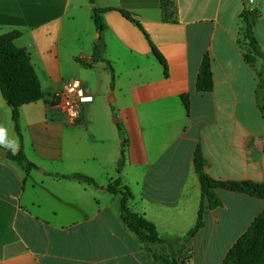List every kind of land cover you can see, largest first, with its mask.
<instances>
[{
  "label": "crops",
  "instance_id": "crops-1",
  "mask_svg": "<svg viewBox=\"0 0 264 264\" xmlns=\"http://www.w3.org/2000/svg\"><path fill=\"white\" fill-rule=\"evenodd\" d=\"M175 8L168 21L161 0H0V35L22 33L16 45L45 95L21 108V143L0 90V124L18 138L16 153L37 166L26 172L2 147L0 264H162L156 244L131 230L121 195L107 187L121 181L133 194L129 207L161 238H184L202 201L198 147L210 177L264 183V0H175ZM95 9H110L102 34ZM246 12H256L261 55L245 35ZM101 36L104 61L94 63ZM207 53L214 89L200 92ZM72 81L94 96L77 125L51 103ZM76 173L97 185L56 176ZM218 195L224 206L207 211L206 227L186 244L185 264H222L264 211V200Z\"/></svg>",
  "mask_w": 264,
  "mask_h": 264
},
{
  "label": "trees",
  "instance_id": "trees-1",
  "mask_svg": "<svg viewBox=\"0 0 264 264\" xmlns=\"http://www.w3.org/2000/svg\"><path fill=\"white\" fill-rule=\"evenodd\" d=\"M92 1V0H91ZM161 7L166 20H173L176 14L175 0H161ZM110 9H95L94 21L102 34L106 28L103 14ZM124 15L133 21L137 26L140 23L128 13ZM246 32L245 35L250 41L254 51L261 55L257 45L258 42L253 35V27L257 20L256 12H246ZM22 36L20 31H13L0 35V90L6 103L12 108V118L16 132L23 142L21 131V108L25 105L33 104L45 98L38 75L30 61L28 53L16 45V40ZM105 50L104 39L101 36L95 46L94 63L104 61ZM154 55L167 70L163 57L158 50L152 46ZM264 57V55H263ZM197 89L200 92H210L214 89V78L212 73V60L209 53L205 54L197 79ZM183 103L190 114V101L188 96H183ZM125 146V142H124ZM9 159L17 162L26 172L36 169L37 166L30 162L23 151L13 154L9 153ZM125 164V151L122 150V158L119 162V169ZM207 161L201 147L195 153V168L202 185V201L198 212V217L194 227L184 238L163 239L159 236L154 223L148 221L142 215L134 212L129 207V202L133 198L131 190L124 186L121 181H116L109 185L107 190L114 195H121V206L125 221L131 230L141 239L152 244H168L171 247L172 255L170 260H165L162 264H180L177 253H181L186 248V244L194 239L206 227V213L208 210H215L224 206L222 199L218 195L219 190L230 191L239 194H246L264 200V183L253 181H221L210 177L205 172ZM61 178L74 179L81 183L97 185L93 178L84 174L56 175ZM175 244L180 247L175 248ZM222 264H264V211L254 220L248 230L238 239L234 246L227 252Z\"/></svg>",
  "mask_w": 264,
  "mask_h": 264
},
{
  "label": "built area",
  "instance_id": "built-area-1",
  "mask_svg": "<svg viewBox=\"0 0 264 264\" xmlns=\"http://www.w3.org/2000/svg\"><path fill=\"white\" fill-rule=\"evenodd\" d=\"M249 3H253V0H249ZM93 100L94 96L82 89L77 81L62 85L51 97L52 105L70 125L79 124L83 106Z\"/></svg>",
  "mask_w": 264,
  "mask_h": 264
},
{
  "label": "rangeland",
  "instance_id": "rangeland-1",
  "mask_svg": "<svg viewBox=\"0 0 264 264\" xmlns=\"http://www.w3.org/2000/svg\"><path fill=\"white\" fill-rule=\"evenodd\" d=\"M174 246H176L175 248H178L181 245L179 246L178 244H175ZM156 247L157 248L154 251L156 252L157 255H159L161 262H163L165 258L167 260H170V255H172L173 250L171 249V247H169L168 244H156ZM191 257H192V252L191 251L185 252V249L182 250L181 253H177L176 255V259L180 264H185L187 259H190Z\"/></svg>",
  "mask_w": 264,
  "mask_h": 264
},
{
  "label": "clouds",
  "instance_id": "clouds-1",
  "mask_svg": "<svg viewBox=\"0 0 264 264\" xmlns=\"http://www.w3.org/2000/svg\"><path fill=\"white\" fill-rule=\"evenodd\" d=\"M0 147L11 149L13 154L16 153L19 147L18 138L9 137L8 129L0 124Z\"/></svg>",
  "mask_w": 264,
  "mask_h": 264
},
{
  "label": "water",
  "instance_id": "water-1",
  "mask_svg": "<svg viewBox=\"0 0 264 264\" xmlns=\"http://www.w3.org/2000/svg\"><path fill=\"white\" fill-rule=\"evenodd\" d=\"M8 154V150L0 147V158H6Z\"/></svg>",
  "mask_w": 264,
  "mask_h": 264
}]
</instances>
